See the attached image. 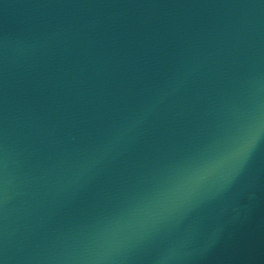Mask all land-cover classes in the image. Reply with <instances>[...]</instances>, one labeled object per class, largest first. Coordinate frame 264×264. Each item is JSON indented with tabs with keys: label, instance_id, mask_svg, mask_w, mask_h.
Masks as SVG:
<instances>
[{
	"label": "water",
	"instance_id": "1",
	"mask_svg": "<svg viewBox=\"0 0 264 264\" xmlns=\"http://www.w3.org/2000/svg\"><path fill=\"white\" fill-rule=\"evenodd\" d=\"M0 264H264V0H0Z\"/></svg>",
	"mask_w": 264,
	"mask_h": 264
},
{
	"label": "clouds",
	"instance_id": "2",
	"mask_svg": "<svg viewBox=\"0 0 264 264\" xmlns=\"http://www.w3.org/2000/svg\"><path fill=\"white\" fill-rule=\"evenodd\" d=\"M260 137L259 127H251L239 132L230 148L220 157L218 163L226 166L231 162L240 160L248 155L252 147L256 144ZM214 164L212 167H216ZM206 173L207 169L202 170Z\"/></svg>",
	"mask_w": 264,
	"mask_h": 264
}]
</instances>
